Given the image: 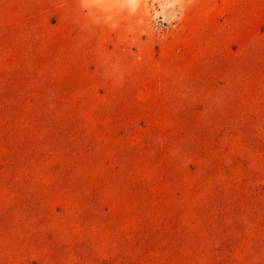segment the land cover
<instances>
[{"label": "rangeland", "instance_id": "obj_1", "mask_svg": "<svg viewBox=\"0 0 264 264\" xmlns=\"http://www.w3.org/2000/svg\"><path fill=\"white\" fill-rule=\"evenodd\" d=\"M0 264H264V0H0Z\"/></svg>", "mask_w": 264, "mask_h": 264}, {"label": "built area", "instance_id": "obj_2", "mask_svg": "<svg viewBox=\"0 0 264 264\" xmlns=\"http://www.w3.org/2000/svg\"><path fill=\"white\" fill-rule=\"evenodd\" d=\"M162 26H165V25H164L163 23H161V22H157V23L155 22V23L153 24V27H154V28H158V29H161Z\"/></svg>", "mask_w": 264, "mask_h": 264}]
</instances>
